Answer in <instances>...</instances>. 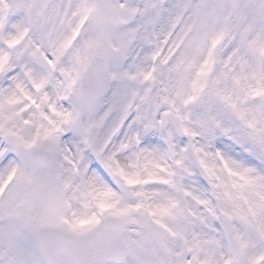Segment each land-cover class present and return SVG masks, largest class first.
<instances>
[{
  "label": "snow or ice",
  "instance_id": "1",
  "mask_svg": "<svg viewBox=\"0 0 264 264\" xmlns=\"http://www.w3.org/2000/svg\"><path fill=\"white\" fill-rule=\"evenodd\" d=\"M0 264H264V0H0Z\"/></svg>",
  "mask_w": 264,
  "mask_h": 264
}]
</instances>
